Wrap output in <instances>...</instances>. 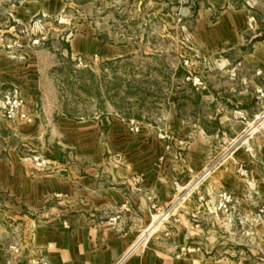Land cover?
<instances>
[{"label": "crops", "instance_id": "crops-1", "mask_svg": "<svg viewBox=\"0 0 264 264\" xmlns=\"http://www.w3.org/2000/svg\"><path fill=\"white\" fill-rule=\"evenodd\" d=\"M67 1L0 0V19L29 22L39 16L45 20L63 13ZM261 3L264 0H112V5L104 1V9H109L114 21L97 26L84 22L82 31L65 41L71 53L80 56L77 61L84 63L152 60L156 54L152 49L142 51L152 45L148 34L145 39L124 37L123 24L116 19L124 7L135 13L149 9L150 14H159V24L165 29L174 24L187 31L189 23L194 25L193 31L177 41L184 55L195 51L200 60L212 61L203 65V74L220 77L212 83L205 81L201 87L202 106L215 108V112L203 115V132L206 138L230 139L225 161L239 178L234 174L223 181L231 184L234 179L238 183L243 178L257 179L258 162L264 163V138L260 149L252 146L250 136L247 142L235 143L255 130L250 127L257 118L254 105L262 102L264 106V86L255 85L253 73L264 71V62L255 64L252 58L264 59V38L261 32L239 29L247 26L249 18L255 21L253 14ZM168 4L176 19L163 9ZM152 25L150 19L144 22L146 29ZM165 37L172 36L169 33L162 39ZM29 41L19 39L0 46V264H200L194 254L182 253L171 259L159 241L156 244L149 238L145 244L140 242L158 215L167 216L163 212L167 205L196 202L189 193L178 196L180 188L190 187L199 166L200 156L190 139V120L172 115L163 130L139 122L134 132L129 128L130 119L120 117L117 107L108 104L111 117L100 121L79 122L67 116L52 122L47 117L50 137L35 144L42 153L20 155L17 144L33 146L37 131L44 129L32 94L15 83L13 86L8 74L13 58L22 61L35 51L42 56L49 54ZM14 93L23 103L9 115L4 98ZM224 119L229 121L222 124ZM211 120L217 121L215 131L205 124ZM262 128L264 123L256 132ZM81 129L86 131L81 133ZM161 130L167 138L161 137ZM6 135L12 145L2 153L1 139ZM102 137L112 151L90 150ZM82 145H88V150L82 151ZM228 195L236 199L240 193L229 191ZM195 214L197 211H190L191 216ZM178 218L180 223L185 219L183 213H178ZM184 227L192 229L193 225ZM178 246L184 248L183 243Z\"/></svg>", "mask_w": 264, "mask_h": 264}, {"label": "rangeland", "instance_id": "rangeland-1", "mask_svg": "<svg viewBox=\"0 0 264 264\" xmlns=\"http://www.w3.org/2000/svg\"><path fill=\"white\" fill-rule=\"evenodd\" d=\"M104 1L112 5V0H68L63 13L45 20L39 16L29 22L12 18L0 19L1 47L10 41L12 43L20 39L25 43L30 39L29 43H32V40L37 38L39 41L35 46L40 45V48L49 51L47 56H42L36 51L30 52L22 61H15L13 58L10 63V83L23 88L28 95L32 94L35 100L33 107L39 114L38 121L44 124V129L37 131L33 146L26 147L24 143H18L17 152L25 156L42 153L41 147L35 144L37 140L40 142L50 137L45 126L47 117H50L52 122L67 116L79 122L100 121L104 116L111 117V114H108V104L117 107L116 112L120 117L134 121V125L129 126L132 131L139 122L163 130L172 115H176L180 120L186 117L192 125L190 139L193 148L200 158L199 162L196 161L199 166L196 165L191 181L193 186L190 184V187L180 188L178 196L189 193L191 199L196 202L190 203L187 200L181 204L174 202L167 205L163 211L167 216L158 215L145 229L147 231L141 235L140 242L145 244L150 238V241H155L156 244L158 241L163 243L171 259H175L178 254L187 253L194 254L200 264H264V163L258 162V174L254 176L257 179L247 178L246 181V178H243L237 180L240 181L238 183L233 179L229 180L231 184L224 183L225 177H228V180L237 174L239 178L233 168H227L229 165L225 161L231 141L226 136L204 137L203 115L215 112V108L202 106L201 95V87L205 81L212 83L215 78L219 80L220 77H215V74L210 72L203 74V65L212 64V61L200 60L195 51L184 55L177 41L186 32L193 31L194 25L188 22L190 27L187 31H182L174 24L165 29L159 24L162 20L159 14H150L149 9H140L135 13L132 8L124 7L120 16H116L123 24L124 37L136 36L138 39H145L148 34L149 39L152 38V45L150 48L143 47L142 51L153 50L156 53L154 58L117 63L113 60L96 64L84 63L81 60L79 63L77 58L80 56L71 53L65 39L80 33L82 23L87 21L96 26L99 22L111 24L114 16L107 11L109 9H104ZM170 6L168 4L167 8L164 6L163 9L169 10L170 15L176 19V12L170 9ZM253 15L255 21L249 18L247 26L242 25L239 29L247 33L261 32L264 38V3L256 6ZM149 19L153 25L151 29H146L144 22ZM169 33L174 40L172 37H165L163 40L162 37ZM252 58L255 64L264 62L263 57V60L255 56ZM185 60L188 61L187 65ZM253 73L255 85L264 86V71L257 75ZM223 79L222 77L221 80ZM172 98H175V101ZM254 107L257 118L250 127L255 130L235 140V143L247 142L250 136L252 146L259 148L264 138V129L256 131L264 123V106L262 102H258ZM49 113L52 115L48 116ZM227 121L229 120L224 119L222 124ZM205 124L213 131L218 125L216 120L206 121ZM162 130L161 137L167 138ZM83 131L86 129H81V133ZM7 138L6 135L1 139V147L5 149L1 148L2 153L12 145V140ZM91 147L90 150L97 152L112 151L111 145L106 144L103 137L97 138ZM120 148L121 146L114 150ZM85 150H88V145H82V151ZM229 191L240 193V196L235 199L231 195L227 200L223 199ZM191 210L197 211V214L191 216ZM178 213H183L185 219L182 223ZM164 220L165 229L158 232ZM189 224L193 225L192 229L184 227ZM180 227L183 228L181 231ZM180 243H183L182 250L178 249Z\"/></svg>", "mask_w": 264, "mask_h": 264}, {"label": "built area", "instance_id": "built-area-1", "mask_svg": "<svg viewBox=\"0 0 264 264\" xmlns=\"http://www.w3.org/2000/svg\"><path fill=\"white\" fill-rule=\"evenodd\" d=\"M179 2H185L186 0H178ZM38 39H34L32 40V43L33 44H37L38 43ZM79 63H80V59H78ZM186 65L188 63V61L185 60L184 62ZM4 101L8 107V112H9V115L13 114L14 111L16 109H18L22 103H23V100H21V98L17 95V93H14L12 94L11 96L9 95H6L5 98H4ZM21 118H26L25 115L23 113H19L18 114ZM130 124L133 126L134 125V121L133 120H130ZM133 129V128H132ZM137 130L135 127H134V131ZM263 181H264V167H263ZM230 196L229 195H226V197L223 196V199L227 200L226 198H229ZM39 264H48L46 262H40Z\"/></svg>", "mask_w": 264, "mask_h": 264}]
</instances>
